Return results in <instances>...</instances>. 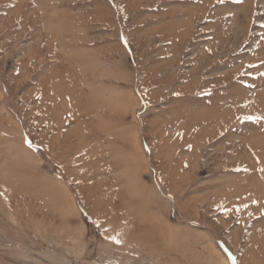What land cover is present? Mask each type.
I'll return each instance as SVG.
<instances>
[{
	"label": "rangeland",
	"instance_id": "obj_1",
	"mask_svg": "<svg viewBox=\"0 0 264 264\" xmlns=\"http://www.w3.org/2000/svg\"><path fill=\"white\" fill-rule=\"evenodd\" d=\"M0 264H264V0H0Z\"/></svg>",
	"mask_w": 264,
	"mask_h": 264
},
{
	"label": "bare ground",
	"instance_id": "obj_2",
	"mask_svg": "<svg viewBox=\"0 0 264 264\" xmlns=\"http://www.w3.org/2000/svg\"><path fill=\"white\" fill-rule=\"evenodd\" d=\"M117 216H119V217H123V215L121 214H117ZM125 217H127L128 219H130V217L129 216H125Z\"/></svg>",
	"mask_w": 264,
	"mask_h": 264
},
{
	"label": "snow or ice",
	"instance_id": "obj_3",
	"mask_svg": "<svg viewBox=\"0 0 264 264\" xmlns=\"http://www.w3.org/2000/svg\"><path fill=\"white\" fill-rule=\"evenodd\" d=\"M247 119H253L252 117H247ZM117 243H119L120 241L119 240H117L116 241Z\"/></svg>",
	"mask_w": 264,
	"mask_h": 264
}]
</instances>
